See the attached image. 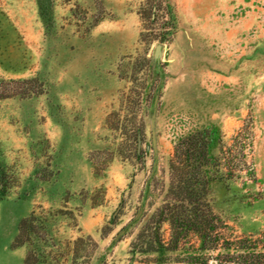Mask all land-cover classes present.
<instances>
[{
  "label": "rangeland",
  "instance_id": "obj_1",
  "mask_svg": "<svg viewBox=\"0 0 264 264\" xmlns=\"http://www.w3.org/2000/svg\"><path fill=\"white\" fill-rule=\"evenodd\" d=\"M1 93L0 264L33 246L45 264H221L195 237L131 250L176 143L207 128L228 148L244 128L214 212L234 235L264 230V0H0Z\"/></svg>",
  "mask_w": 264,
  "mask_h": 264
},
{
  "label": "trees",
  "instance_id": "obj_2",
  "mask_svg": "<svg viewBox=\"0 0 264 264\" xmlns=\"http://www.w3.org/2000/svg\"><path fill=\"white\" fill-rule=\"evenodd\" d=\"M5 97L8 96L0 94V99ZM243 132L244 128L238 131L229 148L215 147L214 138L220 132L208 128L176 143L169 163V182L160 203L132 242L133 252H173L183 249L195 237L201 253L219 252L216 259L221 264H264V230L246 236L227 232L229 223L214 212L209 198L212 182L234 180L245 167ZM36 221L35 213L21 221L17 245H33L31 234H36ZM41 258L44 256L33 246L25 264H45Z\"/></svg>",
  "mask_w": 264,
  "mask_h": 264
},
{
  "label": "water",
  "instance_id": "obj_3",
  "mask_svg": "<svg viewBox=\"0 0 264 264\" xmlns=\"http://www.w3.org/2000/svg\"><path fill=\"white\" fill-rule=\"evenodd\" d=\"M155 54H156L157 56H161V54H162V50H161V46H160V45H158V46L156 47ZM153 136H154V144L156 145V142H157V135H156V130H155V124H154V123H153Z\"/></svg>",
  "mask_w": 264,
  "mask_h": 264
}]
</instances>
